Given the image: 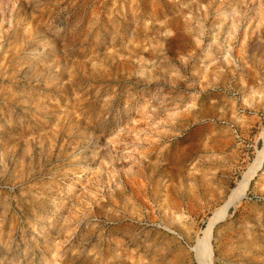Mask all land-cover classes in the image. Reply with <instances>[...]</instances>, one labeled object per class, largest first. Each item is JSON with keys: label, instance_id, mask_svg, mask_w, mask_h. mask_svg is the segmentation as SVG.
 Returning <instances> with one entry per match:
<instances>
[{"label": "rangeland", "instance_id": "1", "mask_svg": "<svg viewBox=\"0 0 264 264\" xmlns=\"http://www.w3.org/2000/svg\"><path fill=\"white\" fill-rule=\"evenodd\" d=\"M0 264H264V0H0Z\"/></svg>", "mask_w": 264, "mask_h": 264}, {"label": "bare ground", "instance_id": "2", "mask_svg": "<svg viewBox=\"0 0 264 264\" xmlns=\"http://www.w3.org/2000/svg\"><path fill=\"white\" fill-rule=\"evenodd\" d=\"M246 189H247V183H244V184H242L235 192H234V194H233V196L230 198V200H229V205H231V204H235V202L237 201V200H239L240 198H242V196L244 195V193H245V191H246ZM216 218H214L212 221H214ZM210 227H211V225H210ZM209 227V228H210ZM210 232H211V230H209L208 232H207V237L208 238H206V240L207 239H209V237H210ZM211 253V252H210ZM211 255V254H210Z\"/></svg>", "mask_w": 264, "mask_h": 264}]
</instances>
